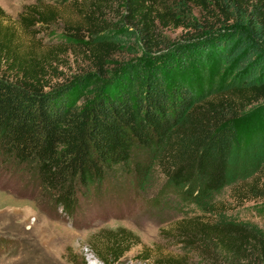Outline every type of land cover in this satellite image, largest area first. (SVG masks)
Returning <instances> with one entry per match:
<instances>
[{
  "label": "trees",
  "instance_id": "16d2710c",
  "mask_svg": "<svg viewBox=\"0 0 264 264\" xmlns=\"http://www.w3.org/2000/svg\"><path fill=\"white\" fill-rule=\"evenodd\" d=\"M55 1L78 18L63 30L101 76L106 61L134 39L145 54L161 52L137 75L127 68L77 104L80 79L44 91L61 49H22L0 8V162L29 167L51 194V207L72 220L89 187L100 198L114 171L132 181L152 166L180 200L209 213L212 196L228 183L245 114L262 121L264 140V0ZM117 3L119 20H108ZM183 7L196 10L197 20ZM32 9L17 16L24 31L55 17ZM168 27L184 36L161 50L158 30ZM254 170L264 180V164ZM102 233L90 242L101 264L139 243L124 228ZM174 234L182 254L155 264H264V227L251 222L197 216L179 222Z\"/></svg>",
  "mask_w": 264,
  "mask_h": 264
},
{
  "label": "rangeland",
  "instance_id": "374dc122",
  "mask_svg": "<svg viewBox=\"0 0 264 264\" xmlns=\"http://www.w3.org/2000/svg\"><path fill=\"white\" fill-rule=\"evenodd\" d=\"M25 6L42 14L54 12L55 17L48 23L35 22L24 31L19 27L17 16L23 12L28 16L31 9L26 12ZM0 8L7 17L3 21L14 28L22 49L30 46L37 54L61 49L52 62L54 72L48 70L45 77L44 91L80 79V92L75 96L77 104H86L100 83L120 78L127 68L137 75L145 63L155 61L161 52L145 54L134 39L106 61L104 76H101L76 53L73 47L77 44L63 30L65 23L78 21L67 3L0 0ZM183 11L191 21L197 20L196 10L183 7ZM120 12L119 4H115L106 18L117 21ZM183 36L184 31L180 29H159L161 50ZM261 122L251 113L238 121L241 144L230 159L228 183L212 196L209 213L203 212L198 202L185 204L180 200L152 166L132 181L114 171L108 175L110 190L100 194V198L93 199L89 187L78 196V215L72 220L51 207V194L35 182L29 167L0 162V264H101L90 242L98 241L102 232L116 228L130 231L139 243L113 264H155L158 258L182 254L174 229L184 219L209 216L264 227V196L257 193L264 190V180L256 179L254 170L256 164H264V140L258 135L263 126ZM122 180L125 190L119 189Z\"/></svg>",
  "mask_w": 264,
  "mask_h": 264
}]
</instances>
